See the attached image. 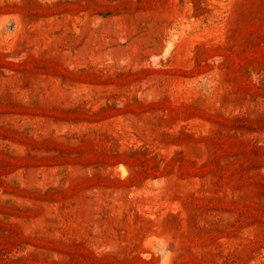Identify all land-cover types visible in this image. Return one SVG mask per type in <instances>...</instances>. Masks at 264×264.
Returning <instances> with one entry per match:
<instances>
[{
	"label": "rangeland",
	"instance_id": "obj_1",
	"mask_svg": "<svg viewBox=\"0 0 264 264\" xmlns=\"http://www.w3.org/2000/svg\"><path fill=\"white\" fill-rule=\"evenodd\" d=\"M0 264H264V0H0Z\"/></svg>",
	"mask_w": 264,
	"mask_h": 264
}]
</instances>
